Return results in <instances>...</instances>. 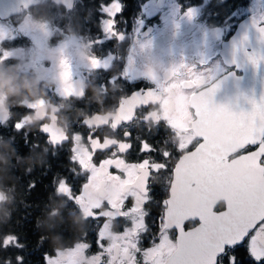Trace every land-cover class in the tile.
Segmentation results:
<instances>
[{
    "label": "flooded vegetation",
    "instance_id": "1",
    "mask_svg": "<svg viewBox=\"0 0 264 264\" xmlns=\"http://www.w3.org/2000/svg\"><path fill=\"white\" fill-rule=\"evenodd\" d=\"M109 2L5 0L8 8L3 12L5 16H0V57L4 53L9 55L0 60V74L13 84L9 90L0 92V124L15 129V124L22 122L24 144L26 139L40 140L42 144V125L61 128L67 139L60 145H52L44 135L50 145L64 149L45 152L46 156L56 158L46 163L63 168L35 178L38 199L26 198L34 186L27 188V178L17 182V176L21 174L18 178L23 179L28 160L41 169L42 158L32 159L24 145L17 153H5L3 176L0 175V264H46V256L67 257L82 244L88 247L79 254L76 264H131L133 257L135 264H142L143 249L159 238L166 211L163 201L169 198L172 169L181 155L177 149L193 133H178L169 127L160 103L138 105L129 122L113 127L121 103L128 101L134 92L170 83L173 66L181 62L194 67L196 73L203 72L205 78L215 76L212 83L232 72L233 78L244 76L233 87L239 86L234 89L249 97L255 94L259 99L264 91V64L259 69L247 65L242 71L231 65L232 41H238L245 32L251 40L248 50L259 49L251 19L259 20L264 14V0H119L123 11L116 17V30L123 34V40H108L103 35L102 19L106 17L101 6ZM192 8L195 13L189 18L187 13ZM97 40L101 43H96ZM93 57L108 60V68L93 69L90 64ZM62 58L71 66L72 76L67 83L62 80ZM239 59L243 60L242 53ZM202 60L206 63L201 64ZM64 87L70 89V94L61 95L58 89ZM41 100L43 107H29ZM173 110L170 104L168 111ZM26 132L29 133L25 137ZM90 135L105 141L97 152L92 151ZM143 142L149 143L153 151L141 152ZM121 143H130L131 148L120 152ZM165 152L169 153L167 160ZM89 154L93 157L91 163L97 165L101 160L122 159L132 165L147 159L166 164L167 170L151 173L147 197L137 188H129L121 197L122 207L113 209L109 204L112 184H105L99 191L83 187L91 173L80 166L79 160ZM109 170L125 178L123 171ZM31 179L30 186L34 185ZM62 181L68 182L74 195L81 194L83 206L57 191ZM138 195L147 202L142 211L132 212L137 207ZM216 202L214 211L226 207L223 194H216ZM185 206L189 211L192 207L197 210L199 202L189 198ZM86 208H91L96 218L87 215ZM138 224L141 225L138 235L126 236ZM198 224L197 218L187 222L185 229ZM102 231L103 248L97 243ZM169 232L175 240V229ZM8 236L15 237L16 242L4 248L2 241ZM114 244L116 247L109 253L107 249ZM132 244L141 252L132 248ZM249 247L245 239L232 250L237 264H256Z\"/></svg>",
    "mask_w": 264,
    "mask_h": 264
},
{
    "label": "snow or ice",
    "instance_id": "2",
    "mask_svg": "<svg viewBox=\"0 0 264 264\" xmlns=\"http://www.w3.org/2000/svg\"><path fill=\"white\" fill-rule=\"evenodd\" d=\"M101 7L106 17L102 19L103 35L108 40H123V34L116 30V17L123 11L122 4L119 0H110ZM194 13L195 8H192L187 15L192 18ZM251 27L257 33L256 43L260 47L248 50L251 40L247 32L238 41L233 40L231 65L237 70L247 65L259 69L264 64V14L259 20L252 17ZM96 43L101 41L97 40ZM241 53L242 61L239 59ZM8 55L4 53L0 60L7 59ZM132 63L130 57V69ZM204 63L206 61L202 60L201 64ZM90 64L93 69L108 68V60L96 57L90 60ZM60 68L62 80L67 83L71 80L72 72L66 58L61 59ZM230 75L235 76V72ZM184 76L187 78H181ZM171 77L170 83L166 81L156 84L155 89L134 92L128 101L121 103L113 125L116 127L120 122H129L140 104L160 103L165 108V119L169 127L178 133H193L189 141L182 142L177 149L181 155L172 169L169 198L163 201L166 211L160 224L159 238L149 242V246L143 249L142 264H237L232 250L245 239H248L249 252L256 264H264V91L259 99L255 94L251 97L242 94L243 105L239 101L234 105L217 103L215 96L223 81L212 83L215 76L210 74L205 78L203 72L196 73L194 67L181 62L173 66ZM191 89L200 91H188ZM58 91L61 95L70 94L68 87ZM170 104L174 106L173 111H168ZM43 106L44 101L41 100L38 105L29 107L35 109ZM23 126L22 122H17L15 129L19 131ZM40 131L54 145L67 139L66 136H58L47 125H42ZM88 140L93 145V152L105 144L100 137L90 135ZM130 148V143L119 145L120 152ZM140 150L152 152L153 148L143 142ZM163 156L167 160L169 153L165 152ZM92 160L90 154L86 159L79 160L80 166L91 173L88 183L83 187L85 190L99 191L105 184H112L113 194L109 204L113 209L122 207L121 197L129 188L135 187L147 197L151 173L167 170L166 164L151 163L147 159L132 165H127L122 159L101 160L98 165L91 163ZM111 168L123 171L125 178L113 175L109 170ZM57 191L83 206L81 194L74 195L67 181L60 182ZM219 193L226 194V207L214 211L216 194ZM189 198L199 202L195 212L185 207V201ZM146 202L138 195L137 207L131 211H142V205ZM85 211L87 215L96 218L91 208ZM244 211L247 215H242ZM197 218L198 225L185 229L187 222ZM140 227L136 225L126 236L138 235ZM169 229H175V240L171 238ZM104 238L105 233L102 231L97 241L101 248L104 245L100 241ZM15 242V237L8 236L2 241V246L7 248ZM87 247L86 244L79 245L67 257L46 256V264H76L77 257ZM115 247L114 244L107 251L111 253ZM131 247L141 252L136 244ZM131 264H135V257Z\"/></svg>",
    "mask_w": 264,
    "mask_h": 264
},
{
    "label": "trees",
    "instance_id": "3",
    "mask_svg": "<svg viewBox=\"0 0 264 264\" xmlns=\"http://www.w3.org/2000/svg\"><path fill=\"white\" fill-rule=\"evenodd\" d=\"M29 132L25 133V137L28 135ZM10 137H13L10 139ZM35 139L28 140L26 139V143L24 144L25 138H23V132L21 130L17 131L14 129L12 126L8 127L5 125L0 124V175L3 176V160L5 158V153L8 151H13V152H19L21 149V145L25 146V150L27 151V154L31 152L32 154V159H37V158H42L43 164L40 169V167L36 166V163L32 160H28L26 164V169L27 173H22L23 179L18 178L21 174H18L17 176V182H21V180H24V178H27V188L30 187V178L32 177L34 180V188H32V192L26 195L27 199H38V193L35 190L36 189V179L37 177H44L46 175H49L57 170H61L60 168L62 167L61 165H57L55 163L49 164L46 163V160H52L56 159L54 157H48L46 156L45 152L51 153L53 151H63L64 149H58V147H53L52 145L49 144L47 141L46 137L42 135V144L40 140L34 141ZM40 154V156H38ZM63 168V167H62ZM40 169V170H39ZM8 180H4V182H7ZM43 194H46V184L43 183L42 186Z\"/></svg>",
    "mask_w": 264,
    "mask_h": 264
},
{
    "label": "water",
    "instance_id": "4",
    "mask_svg": "<svg viewBox=\"0 0 264 264\" xmlns=\"http://www.w3.org/2000/svg\"><path fill=\"white\" fill-rule=\"evenodd\" d=\"M7 8L8 7L5 5V0H0V16H5V14H3V12L6 11ZM240 70L242 71V68ZM243 71H244V69H243ZM225 77H227V79H225ZM243 78H244V76H241L238 78H233V76L230 74H226V75L220 77L217 82L223 81V83L221 84L219 91L216 93V96H215L216 102L234 105L239 101V103H241L243 105L244 102L241 99V95L242 94L247 95V93H245L244 91H241V90H235L234 89V88H239V86L235 85V87H233V83L235 81H239V83L238 82L236 83L237 85H239L240 82H242ZM49 128L51 130H53L58 136H60V137L65 136L63 133V130L61 128H58V130H57V128H54V127H49ZM63 142H65V140ZM63 142H61V143H63ZM61 143H58L56 145H60ZM52 145H54V144H52ZM220 194H223V193H220ZM223 198H224V201L227 200L226 194H223ZM185 207L187 208V206H185ZM192 208L193 209L190 211L195 212L196 208L195 207H192ZM242 215H247V212L246 211L242 212Z\"/></svg>",
    "mask_w": 264,
    "mask_h": 264
},
{
    "label": "clouds",
    "instance_id": "5",
    "mask_svg": "<svg viewBox=\"0 0 264 264\" xmlns=\"http://www.w3.org/2000/svg\"><path fill=\"white\" fill-rule=\"evenodd\" d=\"M13 82L0 74V92L7 91L12 87Z\"/></svg>",
    "mask_w": 264,
    "mask_h": 264
},
{
    "label": "rangeland",
    "instance_id": "6",
    "mask_svg": "<svg viewBox=\"0 0 264 264\" xmlns=\"http://www.w3.org/2000/svg\"><path fill=\"white\" fill-rule=\"evenodd\" d=\"M1 108V107H0Z\"/></svg>",
    "mask_w": 264,
    "mask_h": 264
}]
</instances>
